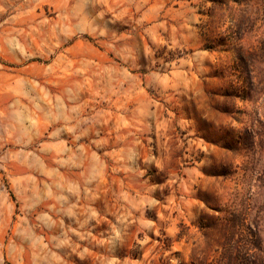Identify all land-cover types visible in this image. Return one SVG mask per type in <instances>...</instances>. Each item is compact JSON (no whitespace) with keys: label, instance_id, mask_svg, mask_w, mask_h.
<instances>
[{"label":"rangeland","instance_id":"obj_1","mask_svg":"<svg viewBox=\"0 0 264 264\" xmlns=\"http://www.w3.org/2000/svg\"><path fill=\"white\" fill-rule=\"evenodd\" d=\"M217 1L0 0V264H208L226 209L264 239V0Z\"/></svg>","mask_w":264,"mask_h":264},{"label":"trees","instance_id":"obj_2","mask_svg":"<svg viewBox=\"0 0 264 264\" xmlns=\"http://www.w3.org/2000/svg\"><path fill=\"white\" fill-rule=\"evenodd\" d=\"M213 1L220 2L217 0ZM200 35L204 42V48L214 50L217 39L212 38L207 24L201 27ZM228 36L230 35L226 34V37ZM239 59L242 63V72L249 77L248 64L241 55ZM225 212L229 213V215L223 217L225 228L222 251L214 261L208 264H264V239L259 236L257 229L245 223L246 217L243 216L242 211L229 212L226 209ZM216 219L220 218L217 217ZM203 224L204 221H201L202 227L204 226ZM136 254V250L132 251V255Z\"/></svg>","mask_w":264,"mask_h":264}]
</instances>
